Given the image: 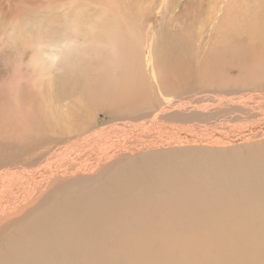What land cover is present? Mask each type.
<instances>
[{
    "label": "rangeland",
    "instance_id": "374dc122",
    "mask_svg": "<svg viewBox=\"0 0 264 264\" xmlns=\"http://www.w3.org/2000/svg\"><path fill=\"white\" fill-rule=\"evenodd\" d=\"M214 8L223 9L220 17ZM250 93L260 96L248 103ZM258 97L264 0H0V145L41 139L32 152L44 157L125 123L118 139L125 145L147 138L174 144L163 149L254 148L264 143L263 128L235 134L231 126L246 116L264 121L262 109L241 110ZM159 111L165 116L152 122L156 130L130 132ZM79 145L63 159L76 160Z\"/></svg>",
    "mask_w": 264,
    "mask_h": 264
},
{
    "label": "bare ground",
    "instance_id": "6f19581e",
    "mask_svg": "<svg viewBox=\"0 0 264 264\" xmlns=\"http://www.w3.org/2000/svg\"><path fill=\"white\" fill-rule=\"evenodd\" d=\"M263 100L241 110H264ZM161 115L152 112L130 132L154 131ZM245 119L233 122L235 134L264 129L259 118ZM124 124L44 157L32 152L40 138L0 145V264H264V143L228 151L158 147L174 145L165 138L125 145ZM67 150L77 159L64 160Z\"/></svg>",
    "mask_w": 264,
    "mask_h": 264
}]
</instances>
